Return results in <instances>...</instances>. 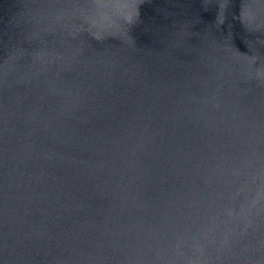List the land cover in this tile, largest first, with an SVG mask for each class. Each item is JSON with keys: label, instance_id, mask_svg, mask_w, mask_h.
Returning a JSON list of instances; mask_svg holds the SVG:
<instances>
[{"label": "water", "instance_id": "obj_1", "mask_svg": "<svg viewBox=\"0 0 264 264\" xmlns=\"http://www.w3.org/2000/svg\"><path fill=\"white\" fill-rule=\"evenodd\" d=\"M0 264H264V0H0Z\"/></svg>", "mask_w": 264, "mask_h": 264}]
</instances>
